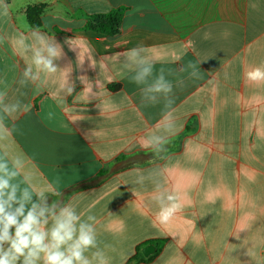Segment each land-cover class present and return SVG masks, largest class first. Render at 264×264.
Masks as SVG:
<instances>
[{
  "label": "crops",
  "instance_id": "1",
  "mask_svg": "<svg viewBox=\"0 0 264 264\" xmlns=\"http://www.w3.org/2000/svg\"><path fill=\"white\" fill-rule=\"evenodd\" d=\"M116 11L114 34L91 27ZM36 29L63 48L55 74L33 63ZM262 63L264 0H0V157L22 161L18 200L46 209L43 231L64 207L77 235L91 225V264L147 245L136 264H264V83L245 77ZM161 77L171 91L151 90ZM168 196L182 210L162 225Z\"/></svg>",
  "mask_w": 264,
  "mask_h": 264
},
{
  "label": "clouds",
  "instance_id": "2",
  "mask_svg": "<svg viewBox=\"0 0 264 264\" xmlns=\"http://www.w3.org/2000/svg\"><path fill=\"white\" fill-rule=\"evenodd\" d=\"M4 15H7V5H4ZM33 34L42 42V47L34 51V65L40 71L49 74L57 73L58 67L54 61L64 55L62 46L54 37L40 35L39 29L34 30ZM68 43L71 44L70 41ZM143 50L144 46L140 45L138 48L127 49L116 55L132 59L138 57ZM190 66L196 67L194 64ZM150 72L151 66L141 67L135 77L136 82H142ZM30 74L31 68L24 73L25 76ZM245 77L252 83H264V63L247 70ZM32 79L36 77L33 76ZM62 87L66 95H71L74 91L72 85L64 83ZM151 90L169 92L171 85L165 83L161 77ZM14 110L15 108L10 110L7 107L4 109L9 115ZM5 133L10 134L3 119H0V140L6 138ZM22 166V161L17 157L12 160V169H10L7 160L0 157V264H18V262L38 264L42 254L43 264H91L90 260L84 256V252L96 247L95 229L89 224L81 223L77 235L76 221L79 217L71 208L64 207L56 216L51 230H41V218L46 209L37 212V205L33 204L26 211V203L31 199L28 190L24 189L18 200L16 196L18 185L11 183L19 175L18 169ZM167 199L169 203L162 205L155 215L156 221L162 225L171 222L182 210V205L177 202L175 196H168ZM14 202H18V206L13 210ZM95 219L94 216L89 217V220ZM5 243L9 245L7 249L3 247ZM65 245L67 248L63 249ZM94 256L99 258V264H109L102 252H96ZM21 258H23L22 261Z\"/></svg>",
  "mask_w": 264,
  "mask_h": 264
},
{
  "label": "trees",
  "instance_id": "3",
  "mask_svg": "<svg viewBox=\"0 0 264 264\" xmlns=\"http://www.w3.org/2000/svg\"><path fill=\"white\" fill-rule=\"evenodd\" d=\"M120 17H121L120 12L116 11L107 16L95 17L93 22H91L92 24L91 23L90 24L93 29H98L103 32L107 31V33L109 34H114L117 31V27L120 22ZM28 18L31 27L38 28L40 26L38 15H36L34 11L29 13ZM139 249L140 247L137 248V253L133 257H131V259H129V261L126 264H136L142 261H149L153 257V255H151L147 258H143Z\"/></svg>",
  "mask_w": 264,
  "mask_h": 264
},
{
  "label": "water",
  "instance_id": "4",
  "mask_svg": "<svg viewBox=\"0 0 264 264\" xmlns=\"http://www.w3.org/2000/svg\"><path fill=\"white\" fill-rule=\"evenodd\" d=\"M154 251L155 247L153 245H147L141 249V254L143 255V257L147 258L151 254H153Z\"/></svg>",
  "mask_w": 264,
  "mask_h": 264
}]
</instances>
